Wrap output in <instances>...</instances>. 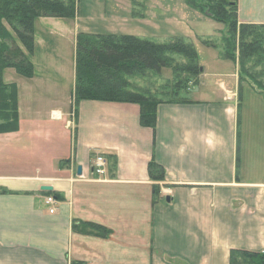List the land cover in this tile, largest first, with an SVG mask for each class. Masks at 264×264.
Segmentation results:
<instances>
[{"label":"crops","instance_id":"1","mask_svg":"<svg viewBox=\"0 0 264 264\" xmlns=\"http://www.w3.org/2000/svg\"><path fill=\"white\" fill-rule=\"evenodd\" d=\"M238 18L264 25V0H238ZM207 88L159 105L155 130L134 104L84 101L74 118L72 95L44 112L32 92L24 119L18 93L19 131L0 134V264H230L232 250L264 252V100ZM75 222L112 235L75 234Z\"/></svg>","mask_w":264,"mask_h":264},{"label":"trees","instance_id":"2","mask_svg":"<svg viewBox=\"0 0 264 264\" xmlns=\"http://www.w3.org/2000/svg\"><path fill=\"white\" fill-rule=\"evenodd\" d=\"M192 2L197 3H189L193 9L224 25L228 34L226 42L231 49L226 59L238 65L241 81L246 80L253 89H258L247 77L246 67L253 65L255 68V63L261 60L258 55L264 53V25L240 24L238 0ZM78 3L79 0H0V134L19 131L18 89L4 82V73L15 70L21 77L32 79L35 75L31 58L35 52L36 21L74 20ZM176 57L188 59L191 64L182 69L176 64ZM198 59L195 48L183 43L160 45L131 35L80 33L76 39L72 94L75 115L84 101L134 104L140 107L141 125L155 130L159 105L174 103L181 93H186L189 80L183 76L198 75ZM165 69H171L174 74V100L163 102L151 93L140 92L132 84L133 79L158 76ZM259 90L264 94V90ZM149 174L156 182L165 180V170L155 162L150 163ZM154 189L157 198L160 191ZM5 194L7 191L0 188V195ZM46 196L61 199L53 193ZM72 229L75 234L104 240L112 235L111 230L94 223L75 222ZM230 264H264V252L232 250Z\"/></svg>","mask_w":264,"mask_h":264},{"label":"rangeland","instance_id":"3","mask_svg":"<svg viewBox=\"0 0 264 264\" xmlns=\"http://www.w3.org/2000/svg\"><path fill=\"white\" fill-rule=\"evenodd\" d=\"M192 1L79 0L74 20L38 19L35 24V52L31 58L38 81L31 82L15 70L4 73L5 82L17 86L23 118L26 119L27 106H32L28 105L32 92L39 94L36 102L41 103L44 112L58 103H66L71 97L75 88L76 39L80 33L131 35L160 45L183 43L193 46L199 58L196 63L199 72L197 76H183L189 80L186 93H181L175 102L191 100L192 91L201 93V90L212 86L223 91H237L240 100L245 89L264 100V94L259 92V89L264 90V53H259L261 60L258 59L260 62L255 63V68L253 65L246 67L247 77L258 88L253 89L252 84L241 81L238 65L236 68L228 65L233 62L226 59L231 49L226 42L228 34L224 25L193 9L189 3H197ZM236 54L238 57L237 50ZM219 59L222 63L217 61ZM175 62L182 69L191 64L188 59L179 57ZM173 82L171 69L163 70L158 76L132 80L137 90L151 93L163 102L174 100ZM193 98L196 99L195 95ZM73 109L72 115L76 118L74 106Z\"/></svg>","mask_w":264,"mask_h":264},{"label":"built area","instance_id":"4","mask_svg":"<svg viewBox=\"0 0 264 264\" xmlns=\"http://www.w3.org/2000/svg\"><path fill=\"white\" fill-rule=\"evenodd\" d=\"M106 165H107L106 161L102 156H98L95 159L94 170L98 176L104 177L106 175L107 173ZM45 201H46V205L51 206V207L55 206L57 203V200L51 196L47 197ZM54 213H55V210L51 209L50 214H54Z\"/></svg>","mask_w":264,"mask_h":264},{"label":"water","instance_id":"5","mask_svg":"<svg viewBox=\"0 0 264 264\" xmlns=\"http://www.w3.org/2000/svg\"><path fill=\"white\" fill-rule=\"evenodd\" d=\"M78 175L79 176L82 175V168L81 167L78 168ZM42 191L47 192V193H52L53 188L52 187H43ZM167 202H170V198H167Z\"/></svg>","mask_w":264,"mask_h":264}]
</instances>
